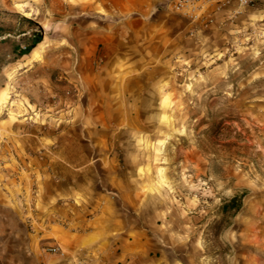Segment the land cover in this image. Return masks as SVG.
Segmentation results:
<instances>
[{
  "label": "rangeland",
  "instance_id": "obj_1",
  "mask_svg": "<svg viewBox=\"0 0 264 264\" xmlns=\"http://www.w3.org/2000/svg\"><path fill=\"white\" fill-rule=\"evenodd\" d=\"M152 1L0 0V264L97 256L36 206L28 162L67 156L113 163L85 177L115 179L114 231L147 232L130 264H264V0Z\"/></svg>",
  "mask_w": 264,
  "mask_h": 264
},
{
  "label": "crops",
  "instance_id": "obj_2",
  "mask_svg": "<svg viewBox=\"0 0 264 264\" xmlns=\"http://www.w3.org/2000/svg\"><path fill=\"white\" fill-rule=\"evenodd\" d=\"M122 1H125L127 8L129 7L132 13H141V11L150 8L153 3L152 0ZM87 135L84 132L79 137L80 139L85 136L89 137ZM41 138L40 147H43V143L47 139L46 137ZM28 163V166L31 167L28 169V173H32L31 178L36 182L39 192L35 200L36 206L46 212L51 219L60 217L69 220L68 229L56 222H49L47 224V237L52 241L56 240L55 242L66 250H72L74 247H87L98 251L95 258L82 260L83 262L69 258L65 264H130L131 261H128V257L131 255L134 257L141 256L143 254L140 253L142 249L145 250V254L147 253V232H138L140 242H133L128 236L127 227L121 226L118 227V230H113V223L109 220L112 215L116 214L112 209L113 201L123 199L118 192L113 190L115 179L113 177H109L108 181L98 179L99 190L93 193V183L89 181L90 177H85L88 170L105 166L109 170L113 163L110 165V162L98 160L80 163L68 156L66 158L53 157V159L43 162L42 166L33 165L31 161ZM89 214H94V217L86 223L84 220ZM73 227H80L87 231L83 234L74 233L71 230ZM114 228L117 229L116 226ZM142 237H144L143 241ZM162 243L163 246L157 245V249H165L167 246L173 247L168 244L166 239ZM114 246H117L121 251L118 258L110 263V256L113 254L109 250H114ZM136 251L138 252L136 253ZM133 264H138V262L133 261ZM139 264L144 263L140 262Z\"/></svg>",
  "mask_w": 264,
  "mask_h": 264
},
{
  "label": "built area",
  "instance_id": "obj_3",
  "mask_svg": "<svg viewBox=\"0 0 264 264\" xmlns=\"http://www.w3.org/2000/svg\"><path fill=\"white\" fill-rule=\"evenodd\" d=\"M210 0H176L174 4L172 5L173 8H175L177 11L182 12H192V10L196 9L198 5H204ZM241 3L247 4L248 0H241ZM52 251H56L57 248H51Z\"/></svg>",
  "mask_w": 264,
  "mask_h": 264
},
{
  "label": "trees",
  "instance_id": "obj_4",
  "mask_svg": "<svg viewBox=\"0 0 264 264\" xmlns=\"http://www.w3.org/2000/svg\"><path fill=\"white\" fill-rule=\"evenodd\" d=\"M240 196L233 197L229 202L225 203L222 206V209L224 212H229L230 209H238L241 205V202H239Z\"/></svg>",
  "mask_w": 264,
  "mask_h": 264
}]
</instances>
